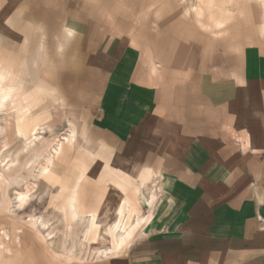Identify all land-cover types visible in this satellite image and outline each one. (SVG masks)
<instances>
[{
  "label": "rangeland",
  "instance_id": "374dc122",
  "mask_svg": "<svg viewBox=\"0 0 264 264\" xmlns=\"http://www.w3.org/2000/svg\"><path fill=\"white\" fill-rule=\"evenodd\" d=\"M262 42L264 0H0V264H127L164 198L163 181L153 171L139 193H123L95 142L113 150L137 114L141 85L213 119V86L239 79L244 52ZM126 195L128 223L139 215L140 224L97 258L93 249L110 247L116 231L97 237L71 203L98 205V222L110 224Z\"/></svg>",
  "mask_w": 264,
  "mask_h": 264
},
{
  "label": "crops",
  "instance_id": "0c3cea01",
  "mask_svg": "<svg viewBox=\"0 0 264 264\" xmlns=\"http://www.w3.org/2000/svg\"><path fill=\"white\" fill-rule=\"evenodd\" d=\"M236 76L210 91L213 119L136 86L137 114L113 150L95 142L124 193H139L153 171L163 181L164 198L127 264H264V42L247 48Z\"/></svg>",
  "mask_w": 264,
  "mask_h": 264
},
{
  "label": "bare ground",
  "instance_id": "6f19581e",
  "mask_svg": "<svg viewBox=\"0 0 264 264\" xmlns=\"http://www.w3.org/2000/svg\"><path fill=\"white\" fill-rule=\"evenodd\" d=\"M33 130H36V129L34 128ZM17 131H19V128L17 129ZM1 133H2V130H1ZM39 138L40 137H38L37 139H39ZM37 139L35 138V139L31 140V141L26 142L25 145L23 146V148L21 149V151L24 152V151H28L29 149H31L32 145H35V142H36L35 140H37ZM56 147H58V146H56ZM58 153H59V149L58 148H54L52 151H50V153H48L47 156L45 157L46 164L47 163H52L55 155L58 154ZM7 157H8V155L5 156V158H3V159H6ZM18 159H19L18 156L16 157V159H13V160L11 159V162L12 163L14 162L12 164V166L18 162ZM15 161H17V162H15ZM7 167L9 168V166H7ZM37 173H39V172H37ZM120 191H122V190H120ZM102 198L100 199V201L102 200ZM157 199H158V196L156 195L155 192H153L151 194L150 198L148 199V205L150 207L154 206V204L156 203ZM131 204H132V201H130V198L127 195L124 196L122 198V203L117 208V216H118L117 217V220H115L113 223H110V224H108V222L107 223L104 222V224H100L98 222V218H99L98 205H96V207H94L93 209H88L87 208V205L84 204V203H82L80 201V199H76V200H74L71 203V206L75 208V210L73 211L74 214H86L87 217H91L92 224H94L97 227V237H99L101 239H104L105 238L104 237L105 235H110L111 236V230H110L111 228L116 231L115 238H114V240L112 238V244H111L110 247H106V248L98 247V248H95L96 250L93 249V253H95V255H96L97 258L98 257H102V256H107V255H110L111 253H113L114 249L115 248L117 249L120 246L121 242L123 241V238H124L125 234L128 233L129 231H131L133 229V226L135 224L134 220H136V219L134 218L132 220V222L128 223V215H130L129 214L130 213V209L128 207H130ZM121 222H122V224H120ZM40 224H41L40 226L43 227V229H44L48 225V222H46V221H44L42 219L41 222H40ZM105 224H108V225H105ZM88 233H89V228H87L86 231H85V233H84L85 238H87ZM80 245H84L83 241H81ZM90 245L91 244H89V246ZM92 256H89V257H92Z\"/></svg>",
  "mask_w": 264,
  "mask_h": 264
}]
</instances>
